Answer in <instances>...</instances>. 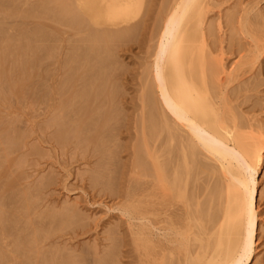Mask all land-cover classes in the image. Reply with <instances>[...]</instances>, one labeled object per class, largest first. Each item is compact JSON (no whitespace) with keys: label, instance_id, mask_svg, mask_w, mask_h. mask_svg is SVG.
Here are the masks:
<instances>
[{"label":"rangeland","instance_id":"1","mask_svg":"<svg viewBox=\"0 0 264 264\" xmlns=\"http://www.w3.org/2000/svg\"><path fill=\"white\" fill-rule=\"evenodd\" d=\"M94 1L102 4V0ZM255 1L207 0L204 27L216 19L210 26L224 28L215 27L221 32L208 28L212 37H207L205 54L209 52L206 64L210 60L216 73L207 76L213 83L208 81V90L211 87V94L222 96L225 118L233 114L241 131H249L251 126L264 135V54L255 56L260 46L256 44L264 39V0ZM85 5L83 0H0V199L9 201L0 202V210H7V215L0 212V225L12 223L9 230L19 227L10 230L12 235L0 228L2 243L12 236L0 246L1 252L6 250L0 255V264H13L9 262L13 256L18 261L13 257L14 264H39L42 257L50 256V264H93L94 257V264H157L165 258V262L174 259L173 264H181V246L176 241L177 231L189 216L186 208L192 205L194 209L203 199L202 210L212 212V203L215 211L222 208V175L215 162L199 153L197 165L192 164L195 172L209 164L204 171L208 177L204 168L194 174L190 162L186 197L178 196L173 188L165 189L160 168L167 143L164 120L174 123L172 115L163 110L152 77L156 45L151 44L156 36L150 34L158 14L152 13L150 26L141 37L133 35L135 40L142 38L138 40L141 44L128 35L123 36L130 38L126 44L128 39L124 42L107 33L115 25L109 23L107 30L102 24L103 8L95 6L92 13L85 14ZM225 16L236 24L235 30L227 20L226 25ZM98 27L106 32L97 31ZM226 28L235 33L228 34ZM216 59L222 63L218 65ZM149 113L154 114L150 117ZM152 117L163 121L157 124L158 120L150 121ZM149 122L154 123L149 127ZM151 128H155L153 133ZM192 172L205 179H193ZM255 182L256 244L254 258L247 264H264V153ZM198 190H202L200 194Z\"/></svg>","mask_w":264,"mask_h":264},{"label":"bare ground","instance_id":"2","mask_svg":"<svg viewBox=\"0 0 264 264\" xmlns=\"http://www.w3.org/2000/svg\"><path fill=\"white\" fill-rule=\"evenodd\" d=\"M83 2H85V4H86L85 7L83 8V12L85 14L92 13V10H93V8H95V6H97V8H99L100 10H101V8H103V10H101V11H103V17H104V21L102 22V24L104 23L103 25L106 26L105 27L106 29H107V26H110V25H108L109 23L113 22V24L115 25V28H112L114 30L109 28L110 30L107 29V30H109L107 33L111 34V36L115 35L118 39L121 38V40L123 39V36L126 37L127 35L129 37L132 36L131 39L133 38V35L136 37H138V36L141 37V35L145 31H147L148 27L150 26L149 20L152 16V13L155 11L158 14L157 17L154 16L155 20H153V21H155V23L153 22L154 24H151V30L153 31L155 29L154 32L156 33V35L154 32H153L154 34L153 33L150 34L151 30L149 31V34L151 36L152 35L154 37L156 36V38L153 37L156 40L154 41L153 44H151V45H156L154 53H153V63L151 66L152 71H153L152 77H154V81H155L154 84H155V88L157 90L156 92H158V94H159V98L161 101L160 103L162 104V107L164 108L163 110L165 113H169L168 114L169 117H170V114L172 115L171 119H172V122L174 123V126H173L168 122L169 121L168 119L164 120L165 130L167 132V143H165L166 145L164 144L165 152L163 149L165 156L164 157L162 156V158H161L163 160V168H162V166L160 168L163 169L162 172H164L163 174H164V177L166 178L165 179V182H166L165 189L171 190V188H173L178 196L183 197V198L186 197L185 191L187 189L188 177H189V175L191 176V173H189L190 172L189 171L190 162H191V164H190L191 168L190 169H192V167H193L194 174L196 172H199V169L204 168V170L202 172H203V174L206 175L205 178L208 177L207 174L204 173V171H205V168L207 166H209V164L206 167H202L199 169H198V167L200 165H198L197 166L198 171L196 170V172H195L196 168H194V165L192 163L195 161V159H197V157H198L197 155L199 153L202 154L203 156L207 157L208 159L212 160L213 162H215L217 165V168L219 169V171L222 175L221 178H219V179H222V182H223V185L222 186L220 185L221 187L219 186V188L223 189V190L220 189L222 192L220 194L221 196L219 195V197H221L220 203H222V208L221 207H219L220 209L216 208L217 210L215 211L214 205L212 203L211 206H213V207L210 208L211 210H213L212 212H210V211L208 212L205 209L202 210V206H199V205H202V203L205 201V199L202 198L204 200L202 203L196 202L195 205L193 203V205L195 206L194 209H192L193 208L192 205L187 206L185 214L187 213L189 216H186V219L184 220L183 229L178 230L177 231L178 233L175 231L179 235V239H178V241H176V244L178 243L181 246L179 249V253H180V257H181V264H247L248 262L250 263L252 257L254 258L253 253L255 252V244H256L255 224H256V217H257V215H256V212H257L256 211V205L257 204H256V192H255V183H256L255 177H256L258 169L260 168V166L263 162L264 135L260 132L255 133V131L251 129V126H250V128L248 127L250 129L249 131H247V132L241 131L240 128L238 127L237 123L235 122V120H236L234 117L235 115L231 114V116L229 117L230 119L225 118L224 103H223V101H221L222 96H218L217 93L211 94V92L209 91V90H211V87L208 90V86H209L208 81L211 84H213V83H212V80H209V79L207 80V76H208V74L211 73V71L214 72L213 71L214 69L211 70L212 63L210 64V60H208V63L206 64V62H207L206 57H208L209 52L206 53L207 54V56H206L205 51H208V50H205L207 48V46L205 47V45H208L207 37L210 36L209 35L210 33H208V28L210 29L213 27L210 25L213 24V22L216 19L212 20V22L210 21L211 23H209L208 21L210 19L208 18L207 24H209V27H207L208 25L206 26V24L204 27V19H205L206 7H207V0H102V4L98 3V5H96V2L94 0H83ZM211 4H214V3H211ZM256 11H258V10L256 9ZM246 12H247V10H246ZM236 13L239 14L238 11H236ZM236 13L235 12H234V14L232 13L234 15V17H235ZM252 13H254V12H252ZM226 14L227 13L225 12V15ZM247 14H248V12H247ZM247 14H245L244 16L246 17ZM254 14L256 15L257 12H255ZM228 16H230V15H228ZM235 18H237V17H235ZM252 18H250V19H252ZM227 19L225 16V18H224L225 23H226ZM263 19H264V17H263ZM228 20L230 22L233 21L231 19H228ZM228 20H227V23L229 22ZM240 20H241V18H240ZM244 20H246V18ZM256 20H258V19H256ZM261 22H264V20H262ZM227 23H226V25H227ZM232 23L233 24L230 23L228 25L233 26L232 28H233V30H235L234 28H235L236 24H234V22H232ZM216 24H219V22L218 23L216 22ZM214 25H215V23H214ZM220 25L221 24H219L218 27L214 26L213 28L214 29H215V27L219 28ZM226 25H225V27H226ZM97 26H99V25L97 24ZM229 26H228V28H229ZM206 27H207V29H206ZM242 27L244 28V26H242ZM251 27H252V25H251ZM100 28L98 27L97 31H99L101 33L106 32V29L104 31L103 30L101 31ZM217 28L215 30L216 31L218 30V32H221V30H219ZM223 28H221V29H223ZM228 28H226V30ZM205 30H207V31H205ZM228 31L229 30H227V32ZM230 31L228 34L232 35V33H230ZM209 32H211V31H209ZM212 32H213V29H212ZM231 32L235 33V31H231ZM237 32L239 33V31H237ZM237 32H236V34H237ZM244 32L246 33L245 30H244ZM206 33H208V34L206 35ZM222 33H223V31H222ZM222 33H219L220 35H218V36H222L221 35ZM234 33H233V37H235L234 35H236ZM245 33H244V35H245ZM150 35L148 37L151 38ZM212 35H213V38L216 36L214 32L212 33ZM247 35L248 34L246 33V36ZM226 36L228 37V35H226ZM114 37H112V38H114ZM116 37L114 38L115 41L117 40ZM140 37H139V39H140ZM210 37H212V36H210ZM210 37H209V39H210ZM222 37H224V36H222ZM134 38H133V40L135 42H136V40L137 41L139 40L138 38H136V40ZM213 38L209 41H213L214 40ZM124 39L126 40L128 38H124ZM143 39H145V37ZM125 40H124V42H125ZM127 41L130 42V38L128 40H126V42H125L126 44H127ZM218 41H220V43H221V37H220V40L218 38ZM260 41L261 42H258V40H257V42L259 44L258 43L256 44V45H260L259 51H258L257 55H255L258 58H259V55L261 57V54H264V39L260 40ZM116 42H118V40ZM119 42H120V40H119ZM124 42H122L121 44H124ZM138 42H136V43H138ZM226 42L228 44H231V42L230 43L228 42V39ZM133 43L134 42H132V45H133ZM220 43H219V45H220ZM235 43H236V41H235ZM149 44H150V42H149ZM135 45H137V44H135ZM254 49H256V48H254ZM220 51H221V49H220ZM221 57H222V55H221ZM221 57L219 56L220 59H221ZM255 59H257V58H255ZM211 60H212V58H211ZM255 61H257V60H255ZM220 63H222V62L220 61L219 64ZM209 64L211 66H209ZM217 64H218V60H217ZM254 64H257V62H255ZM206 65L209 66L208 68H210V70L207 68ZM222 66H223V64H222ZM218 67H220V66H218ZM215 69H216L215 71H217V69H219V68H217V66H216ZM257 69H258V67H256V70ZM252 70H253V68H252ZM252 70H250V72ZM256 70H255V72L257 73L258 70L257 71ZM230 75L231 74H229V77H230ZM258 75L259 74L257 73V76ZM257 76L255 74V77H257ZM209 77L211 79V75ZM227 79L229 80V78H227ZM227 79H226V82L228 81ZM252 81H254V80H252ZM259 81L261 82V80H259ZM250 82H251V80H250ZM224 85H225L224 88H226V84H224ZM210 86L215 87L214 85H210ZM253 86L254 85H252V87ZM223 91H225V89H223L222 92ZM164 112L161 115H164ZM153 114H150V117ZM235 114L237 115V118L238 117L240 118V115H239L240 113L237 114L235 112ZM161 115H160V118H161ZM155 116L156 115H154V117ZM166 116L164 118H166ZM147 117H148V115H147ZM150 117H148V118H150ZM154 117H152L151 120L150 119H148V120L154 121L155 120V119L153 120ZM242 118H243V116H241L240 119L242 120ZM156 120H158L159 122L157 121L158 122L157 123ZM156 120L154 122H156L157 124H159L163 121V120H159L157 118H156ZM154 122H149V127L151 126L150 123L153 124ZM244 122L247 123V121H244ZM161 125H163V124H161ZM155 126H157V125H154V127ZM152 128H151V131L155 129V128L154 129H152ZM160 130H161V127H160ZM149 131H150V129H149ZM153 132L154 131H152V133ZM160 132L162 133L164 131H160ZM163 135L165 137L164 133L162 134V136ZM160 140H161V136H160ZM162 140H163V138H162ZM162 140H161V143L159 141L158 142L160 144H162ZM145 141H148V140L146 139V140H144V142ZM173 141L176 142V144L174 145L175 146L174 148L171 147ZM146 143H148V142H146ZM172 153L175 154L174 157L170 156V155H172ZM161 155H163V154H161ZM246 156L248 158H250L249 161H247ZM198 159H202V156H201V158H198ZM172 160L174 162H172ZM195 162H194V164H195ZM198 164H200L199 161H198ZM202 164H203V162H202ZM202 164H201V166H202ZM206 164H204V165H206ZM195 165H197V162ZM210 165H213V163ZM214 166H213V169L214 170L217 169L216 166L215 167ZM209 168H208V170H206L207 172H209ZM211 170L212 169H210V172H211ZM193 172H192V174H193ZM215 174H217V173H215ZM199 176H201V175L198 174L197 177H196V175H194L192 178L193 179H194V177L198 178ZM203 176H201V177H203ZM203 178H202V181L205 182V180H204L205 178L204 179ZM193 179H191V180L189 179V182L193 181ZM216 179H217V177H216ZM218 180H217V182H218ZM215 182H216V180H215ZM193 184H194V187L196 188L195 183H192L189 185H193ZM219 184L220 183H217V186ZM213 185L216 186V183H214ZM212 187L214 188V186H212ZM212 187H210V189ZM189 188H190V186H189ZM191 188H192V186H191ZM195 188H193L192 190H194ZM199 188H202V187H200V185H199L198 189ZM200 191H202V190H200ZM200 191L198 190V193ZM212 191L215 192L216 187L214 188V190L212 189ZM212 191H211V193H212ZM209 193H210V191H209ZM190 194H191L190 195L191 198H194V196H195L194 192L191 191ZM206 194L208 195L207 192H206ZM188 196H189V193H188ZM203 197H206V196H203ZM188 198H190V197H188ZM1 200L3 201L4 199H0V202H1ZM5 201H7V203H9L7 198L4 200V203H5ZM219 206H221V205H219ZM6 207H7V204H6ZM0 208H2V207H0ZM6 211H4V209H3V211L0 210V212H4V214H6ZM69 212L74 214L73 210L72 211L69 210ZM71 213H70V215L72 216ZM0 214H2V213H0ZM9 214H10V212H9ZM5 216H3V217L5 218ZM73 216L75 217L76 215H73ZM1 220H2V215L0 217V221ZM12 221L14 222V220H12ZM61 221H63V220L61 219ZM15 222H17V221H15ZM0 223H2V221ZM11 224L9 223V226L8 225L5 226V223H4V224L0 225V226L4 225L3 226L4 228L3 227H0V228L5 229L4 231H6V230L10 231V230H12V229L9 230V227L11 226ZM13 225L15 226L14 223H13ZM5 227L6 228L8 227V229H6ZM17 227L18 226H15V229ZM10 228H12V227H10ZM14 230H12V231H14ZM0 231H1V229H0ZM12 231H10L11 234L10 233H8V234L12 235L13 234ZM16 232H17V230H16ZM6 233H7V231H6ZM177 234H176V236H177ZM5 235H7V234H5ZM8 236H7V238H8ZM11 237L9 236V238H11ZM18 237L19 236H16V238H18ZM0 238H2V235ZM7 238H4V239L6 241H9L10 239L8 238V240H7ZM16 238H14V239H16ZM20 238L23 239L22 235H20ZM17 240H15V241H17V243H18L19 239H17ZM5 242H3V243H5ZM9 242H8L9 245L12 244ZM3 243L0 244V246L3 245ZM13 243H15V242H13ZM17 243H15V245L14 244L13 245L16 246ZM13 245H11V246H13ZM4 246L5 245H3L2 247H4ZM2 247H0V250H2L1 249ZM5 248H8V247H5ZM15 248H14V250H15ZM256 250H257V248H256ZM4 251H6V250H4ZM4 251H2V252H4ZM9 251H11V250H9ZM2 252L0 251V255ZM85 252H90V251L87 250ZM109 252H106V253L109 254ZM108 254H107V256H108ZM113 254L114 253L112 252V256H113ZM45 256H46L45 258H48L47 255H45ZM48 256H50V255H48ZM76 256H77V254H76ZM76 256H74V257H76ZM80 256H81V259H84V257L82 258V256H84V255L80 254ZM104 256H106V254H104ZM110 256L111 255L109 254L108 257H110ZM13 257L15 258V256H13ZM13 257H12V260L9 262H13V264H14V261H13L14 258ZM50 257L48 259L52 261V259H50ZM74 257H71V258H73L75 260ZM42 259H43V257H42ZM42 259L39 260V262L42 264H44L43 262L46 263V261H44V260H47L48 264L51 263V261L49 263L48 259H44V260H42ZM94 259H96V258L95 257L93 258V264L95 263ZM111 259H110V261H111ZM165 259H164V261L161 259L159 261V263H157V264H173L172 261L174 259L172 261H169V259H167L168 260L167 262H165ZM15 260H16V258H15ZM77 260L78 259H76V261ZM98 260L101 261L102 259L99 258ZM98 260H96V261H98ZM54 263L55 262H53L52 264H54ZM98 263H99V261H98ZM104 263H105V261H103V263H101V264H104ZM17 264H20V262ZM37 264H38V262H37Z\"/></svg>","mask_w":264,"mask_h":264}]
</instances>
